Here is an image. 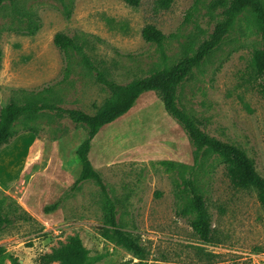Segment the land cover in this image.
<instances>
[{
  "label": "rangeland",
  "instance_id": "obj_1",
  "mask_svg": "<svg viewBox=\"0 0 264 264\" xmlns=\"http://www.w3.org/2000/svg\"><path fill=\"white\" fill-rule=\"evenodd\" d=\"M210 2L141 0L137 7L125 0L6 3L0 7V106L44 95L61 107L93 114L110 95L98 72L127 83L172 66L190 34L204 38L213 31ZM149 24L167 37L147 41L143 29ZM59 32L72 37L82 53L76 48L63 52L55 44ZM263 48L255 14L248 8L223 43L180 85L179 105L201 119L211 136L243 148L264 177V75L253 62L254 51ZM30 125L48 150L61 139V154L78 160L76 149L87 136L86 126L47 112L32 123L21 121L16 130ZM196 148L158 93L144 92L129 112L101 128L90 151L116 204L120 227L144 255L103 236L102 191L88 180L63 201L59 212H39L36 220L24 218L18 200L0 188V202L12 219L0 228V245L6 249L0 264H14V258L41 264L42 254L74 236L88 250L91 264H264V203L257 189L235 187L227 175V158L215 151L196 158ZM136 153L138 158L131 160ZM187 177L197 179L206 198L213 227L209 241L191 226L198 212L189 204Z\"/></svg>",
  "mask_w": 264,
  "mask_h": 264
},
{
  "label": "trees",
  "instance_id": "obj_2",
  "mask_svg": "<svg viewBox=\"0 0 264 264\" xmlns=\"http://www.w3.org/2000/svg\"><path fill=\"white\" fill-rule=\"evenodd\" d=\"M15 1L0 0V7L6 3H15ZM125 1L133 7L141 3V0ZM248 8H251L255 14L264 43V0H211L208 5V14L214 21L213 31L204 38L197 32L190 34L182 45L179 59L172 66L156 70L148 76L135 78L127 83H119L104 73L98 72L99 82L108 88L110 95L93 114L80 108L61 107L44 95L28 97L20 102L10 100L7 104L0 106V151L22 132H32L41 138L39 130L32 125L26 126L22 132L17 131L16 126L21 121L24 123L37 121L47 112H54L60 118L67 117L75 125H83L87 128L86 138L76 149V155L81 164L79 177L57 200L43 206V214L51 215L59 212L63 201L77 191L82 182L92 180L100 187L103 195L106 221L103 236L113 241L112 243L115 242L116 245L132 250L136 255H144L145 251L140 244L120 227L116 204L109 194L101 172L90 159V151L93 147V140L101 128L129 112L139 97L147 91H156L167 113L182 125L189 138L197 146L194 151L196 158L208 151H215L225 156L227 175L232 184L238 188L255 187L260 200L264 203V177L257 171L254 160L243 148L211 136L204 129L201 119L179 105L180 85L223 43L232 31L238 16ZM35 30L36 28L30 29V33H35ZM143 37L147 41H161L167 35L157 26L149 24L143 29ZM55 44L65 53H68L70 48H76L82 53L81 46H77L72 37L62 32L56 34ZM1 60L2 52L0 51V62ZM83 60L89 64V59L84 53ZM253 62L258 74L264 75V48L254 51ZM262 93L264 95V84H262ZM183 166L186 167V165ZM185 183L191 194L189 204L196 207L198 212V218L190 221L191 226L202 240L209 241L213 227L207 210L206 198L201 193L195 177L185 178ZM16 202L26 214L24 218L36 220V217L20 202ZM4 211L0 202V228L12 223L9 213ZM5 253V247L0 245V259ZM13 261L14 264H22L18 258H14ZM39 261L41 264H91L88 250L77 236L70 237L66 243H61L58 247H53L51 251L42 254Z\"/></svg>",
  "mask_w": 264,
  "mask_h": 264
},
{
  "label": "crops",
  "instance_id": "obj_3",
  "mask_svg": "<svg viewBox=\"0 0 264 264\" xmlns=\"http://www.w3.org/2000/svg\"><path fill=\"white\" fill-rule=\"evenodd\" d=\"M60 142L55 140L48 150L41 138L26 132L0 151V188L34 216L46 203L57 200L80 175L79 159L62 155ZM21 145H25L22 152ZM137 158L138 153L130 156L131 160ZM17 159L21 162L15 166Z\"/></svg>",
  "mask_w": 264,
  "mask_h": 264
}]
</instances>
